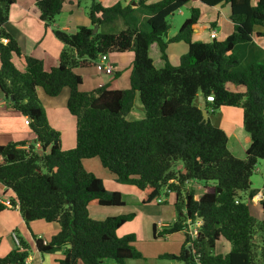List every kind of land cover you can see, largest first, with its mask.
<instances>
[{
	"label": "trees",
	"instance_id": "obj_1",
	"mask_svg": "<svg viewBox=\"0 0 264 264\" xmlns=\"http://www.w3.org/2000/svg\"><path fill=\"white\" fill-rule=\"evenodd\" d=\"M15 1L0 0V96L29 121L35 141L27 148L14 142L0 145V184L14 194L11 202L18 205L26 224L57 225L58 232L48 242L35 240V249L41 254L63 250L58 264H103L106 259L115 264L147 263L134 245V235L117 236L134 214L102 220L89 214L92 201L100 208L124 207L120 192L106 190L100 178L84 169V160L98 158L115 182L141 192L142 205L174 194L175 219L159 232L153 225V238L182 232L185 241L179 253L157 259L182 264H264V223L252 216L243 198L258 193L250 190V179L256 163L264 161V0H196L204 9L229 7L232 32L209 42L192 39L201 14L191 6L192 0L152 4L139 0L137 8L104 7L90 0L89 26H80L72 34L52 30L63 49L58 65L49 70L42 60L23 54L6 28ZM67 1L33 0L40 22L51 28ZM183 8H188L189 16L169 36L168 19ZM137 12L145 16L142 21ZM119 19L125 28L103 30ZM215 26L216 22L210 23L208 29ZM180 42L187 52L173 66L167 49ZM154 43L163 62L159 69L149 56ZM126 52H133L127 88L79 89L78 69L94 64L101 55ZM14 60L22 61L24 69L17 68ZM64 88L69 90L66 109L75 119V147L70 150L61 149L60 134L48 125L37 96L38 89L56 97ZM200 95L213 97L214 111L242 110V128L251 140L245 158L234 157L225 132L203 119L196 103ZM136 102L143 116L129 120ZM193 184L203 188L197 200ZM261 206L264 210V198ZM4 209L0 204V212ZM197 220L201 224L192 239L187 228ZM221 241L231 245L225 255L214 253ZM20 244L24 252L15 249L0 257V264H25L29 252Z\"/></svg>",
	"mask_w": 264,
	"mask_h": 264
},
{
	"label": "crops",
	"instance_id": "obj_2",
	"mask_svg": "<svg viewBox=\"0 0 264 264\" xmlns=\"http://www.w3.org/2000/svg\"><path fill=\"white\" fill-rule=\"evenodd\" d=\"M103 1L105 2L109 1L108 3L111 6L115 4H120L123 7L130 5L132 8H137L138 7L137 2L139 0H102L99 2L103 5ZM157 1L159 0H147V3L152 4ZM80 2L81 0H68L67 2H65L63 4L61 13L55 18V21L51 26V28H46L39 20V11L36 8L33 0H16L15 4L10 8L9 16H8L9 18L6 28L15 37L17 44L23 54L42 60L45 70H49L50 68L58 65V58L63 49V44L55 38V36L52 33V30L59 29L72 34L75 33L78 27L90 25V21L85 10V8L87 9L88 7L89 1H83L84 4H87L85 8L82 7ZM196 4H197L196 0L191 1V6H196ZM225 8L221 11V13L218 14V18L216 21L199 23L197 25L199 29L195 30L192 39L194 41L209 42L211 41L209 38V32L211 30H215L217 32V40H223L225 37H227L232 32V26L228 19L229 12L227 13L226 11H224L227 10ZM179 13L181 14L182 12L179 11ZM144 17L145 16L141 14V18ZM214 22H216L215 28L209 30L208 28L210 27V23H214ZM222 22H228L229 25L228 27H226L228 31L226 32V34L223 35L222 39H219V36L222 34L221 31ZM119 27H121V25H119ZM180 44H182V42L170 44L168 46L167 55L170 63L172 62V58L173 60L178 62L179 57L185 53L187 48L185 47L186 45L185 44L180 45ZM257 44L261 46L263 43L262 41H257ZM152 51L154 54H157L159 56V60H160L159 65L163 67V62L160 59V53L156 43L152 44L149 47V56L152 59L153 64L155 66V60L151 56ZM108 57H109V61L112 63L115 69L113 75H105L100 73L95 63L91 64L86 68L78 69L76 71L77 74H79L82 78V84L79 87L81 91H90L92 89H95L97 87H102L104 85H106L108 89L111 90H120L128 87L129 75L131 72L132 61H133V52H126L122 54H111L108 55ZM14 63L17 66V68H19L20 70L24 69L22 61L14 60ZM155 68L157 67L155 66ZM231 88L232 90L236 89L233 86H231ZM68 91H69L68 89H64L62 93L63 100L62 99L58 100L55 97H50V98L45 97L46 95L45 96L42 95L43 93H41L40 89L37 90V96L44 107L45 114H47L48 117L49 115H51L52 118L53 115L55 116L54 120L51 121L50 125L52 126V129L58 131L60 134L62 150H70L75 147V119L69 114L68 111L65 112V110L63 109V106L66 101L65 99L69 93ZM196 103L199 106L198 100L196 101ZM61 105L62 107L60 108ZM231 108L232 107H221L220 109L214 111L211 107V102H207L206 111H207L208 120L211 123L212 119L211 117H209V115L218 112V114L220 113L222 114V118L221 120H219V123H228L233 128L234 125L235 126L242 125L241 111H236L235 109H231ZM48 111H50V114ZM142 116L143 113L139 109V105L136 102L135 108L128 116V119L129 120L139 119ZM25 121L26 118L21 114L17 113L12 108V106L7 101L3 100L2 97L0 96V145H5L10 142L24 144L23 148H27L28 146L33 145L35 141V135L29 129L28 125L25 124ZM212 125L216 127H220L215 124ZM222 130L225 132L223 128ZM229 137L230 136H227L228 138L227 148L230 151V153L236 158H240V159L245 158V152L251 143L250 137L246 133L243 136L242 139L243 144L246 145V147L244 146L242 148L241 153L243 156H236L231 152L230 146L228 147ZM36 147L38 148L37 145ZM233 149L235 150L237 148L233 147ZM82 164L86 171L89 172L97 171L101 175L100 177H105V180L107 179V181H109L111 188H107L105 184V180H102L106 189L110 191H118L122 194L124 207L126 206L124 197H128L130 195L133 196L135 199L137 198L139 203H141L142 195L139 190L136 189L137 191H132L131 189H124L125 192H122L121 190L116 188L115 187L116 182L114 181V179L111 178V176L109 177L107 173H105L104 171L105 168L102 169L103 167L101 168L98 161H96L94 158L93 160L90 159L84 160ZM193 188L195 189L194 197L197 200L201 196L203 188L202 185L200 184H193ZM258 193H261V195H263L264 197L263 192H258ZM0 197L9 198L10 200H13L14 194L11 191L6 190L5 187L0 184ZM169 197L173 198L172 202L174 203L175 200L174 194L172 193L169 194V196L165 197V199ZM160 199L162 200L161 203H163L164 202L163 198L160 197ZM248 200L249 202H247V205L249 207L252 216L264 223V210L262 209L261 201L255 199L252 200V198L250 199L248 198ZM90 208H93L94 213L93 215H90L93 219L102 220L107 216L116 215V214L106 215L105 213L107 212H104V214H102L103 213L102 210H110V209L100 208L97 205L96 201H92L90 203L89 209ZM174 219L172 220V222L174 221ZM162 224L164 225V227L169 225L168 223H162ZM151 225L153 229V225H155V222H152ZM58 230L59 229L57 225L53 223H47L44 221H35L26 224L23 221L18 208H13V209L5 208L2 212H0V257H4L15 250V246L13 245L12 239L10 237V233L12 231H15L20 240V243H23L28 248V252H29L28 257L30 260L28 264H58V261H60L63 258V250H59L54 254H41L35 249L34 254H32V252H30L29 244H28V242H30L32 245L35 246V240L37 239H40L44 243H46L50 240L52 236H54L58 232ZM123 235L124 234L121 233L120 236L122 237ZM152 237H153V233H152ZM173 239L178 240L179 242L178 252L167 253V254H177L180 252L181 247L185 241V235L182 232H178L164 238L163 240L165 242H168L169 240H173ZM153 240H154L153 242L156 241L155 239ZM134 245L136 249L146 259L165 262L160 264H182L180 262L157 259L158 256L166 253L163 254L157 253L155 255L146 254L143 249L138 247V243L136 242V239ZM230 250H231V245L228 242L221 241L217 244L214 253L225 255L229 253ZM35 261H37V263Z\"/></svg>",
	"mask_w": 264,
	"mask_h": 264
},
{
	"label": "rangeland",
	"instance_id": "obj_3",
	"mask_svg": "<svg viewBox=\"0 0 264 264\" xmlns=\"http://www.w3.org/2000/svg\"><path fill=\"white\" fill-rule=\"evenodd\" d=\"M83 1H89L90 2V0H81L80 3L82 5V7L85 8V6L87 4H84ZM98 1H102V0H98ZM108 2L109 1H106V2L103 1V6L104 7L111 6V5H109ZM88 6H89V4H88ZM195 7H198L200 9V12H201L200 18H199V23L216 21L218 18V14L221 13V11L225 7H226L225 9H227V10H224V11H226L227 13L229 12L228 6L212 8V9H203V8H200V6H198V4H196ZM85 10L87 13L86 8H85ZM180 12H182V13L180 14L179 12H177L173 16L169 17V19H168V22L170 23V26H171L169 36H174L177 33L180 26L182 25V23L184 22V20L189 16V10L187 8L181 9ZM136 16L138 17V19L140 21H142L140 12H137ZM119 25H121V27H119ZM228 25H229L228 22H222V26H221L222 34L219 36V39H222L223 35L226 34V32L228 31L226 28V27H228ZM123 28H125L124 24H123L122 20L119 19L115 23H113L112 25L104 28L103 30L108 31V32L113 30L112 32H116L117 30H120ZM180 45H184V44L182 43ZM186 52H187V48H186L185 53ZM151 56L155 60V66L157 67V69L162 68V66L159 65L160 64L159 63L160 62L159 56L157 54H154L153 51L151 52ZM177 63L178 62L173 60V58H172L171 64L173 66H176ZM64 89H67V88H64ZM63 90L55 98H57L58 100H61V99L63 100V96H62ZM41 93H43L42 95H44V96L46 95L43 92V90H41ZM68 96H69V93H68ZM68 96L66 97V99H65L66 101H65V104L63 106V109L65 110V112L67 111L66 102H67ZM45 97L50 98L47 95ZM61 107H62V105L60 106V108ZM231 109H235L236 111H241V113H242V110L240 108H231ZM48 112L50 114V111H48ZM54 117H55L54 115H53V118L51 115H49V117H48L46 114L47 123L51 128H52V126L50 124H51V121L54 120ZM209 117H211V119H212L211 124H215L217 126H220L218 128H220V129L223 128L225 130L227 136H230L228 147L230 146L231 152L233 154H235L236 156H243L241 153L242 148L244 146L246 147V145L243 144V140H242L243 136L245 134L244 130L242 129V125H240V126L234 125V128H233L228 123H219V120H221V118H222V114L221 113L218 114V112H216L215 114H210ZM215 120L217 123L215 122ZM226 129H229V130H226ZM233 147H236L237 149L234 150ZM94 159L96 161H98L100 167L102 168L99 159L98 158H94ZM90 160H93V159H90ZM102 169H104V168H102ZM104 171H105V173H107V175L109 177L111 176V178L115 179V177L108 170L104 169ZM87 172H89V171H87ZM90 173L93 174L94 176H96L97 178H100L101 180H105V177H100L101 175L97 171H91ZM102 178H104V179H102ZM250 180H251V187H250L251 191L264 193V161L263 160H259L256 163L254 172H253ZM105 184H106L107 188H111V185L109 184V181H107V179L105 180ZM115 184H116V186L114 184L113 185L116 188H118L119 190H121L122 192H125L124 189H131L132 191H137L135 187L129 186L127 184L118 183V182H116ZM106 190H108V189H106ZM108 191H110V190H108ZM257 194H256V196L254 195L255 198H254V196L252 197V200L255 199V200L259 201ZM125 195H127V194H125ZM162 198H163L164 202L161 204H158V202L155 201L149 205H142L141 203H139L137 198L135 199L133 196L130 195L128 197H124V200L126 202L125 207H122V208H117V207L105 208V209H110V210H102V212H103L102 214H104V212H107V213H105L106 215H113V214L122 215V214H130V213L134 214V217L132 218V220L127 222L123 227H121L117 231V236L121 237L120 236L121 233L124 235H128V234L134 235L136 242L138 243V247L143 249L144 252L148 255L149 254L155 255L157 253L158 254L176 253V252H178V246H179L178 240L173 239V240H169L168 242H165L163 239H155L156 241L153 242L154 238L152 237V225H151V223L155 222V225L159 224V223H161V224L162 223H168L169 224L175 218V210H174V206H173V202H172L173 198L169 197V198L165 199V196H162ZM243 198L246 200V202H249L247 194H244ZM89 213H90V215H93V213H94L93 208L89 209ZM28 244H29L30 252H32V254H34L35 246L32 245L30 242H28ZM146 260H147L146 264L165 263L164 261H157V260H152V259H146ZM35 262L37 263V261H35ZM126 263L127 264H137V262L135 260H128V261H126ZM103 264H115V262L111 259H106V260H104Z\"/></svg>",
	"mask_w": 264,
	"mask_h": 264
},
{
	"label": "built area",
	"instance_id": "obj_4",
	"mask_svg": "<svg viewBox=\"0 0 264 264\" xmlns=\"http://www.w3.org/2000/svg\"><path fill=\"white\" fill-rule=\"evenodd\" d=\"M209 37L210 39H216L217 38V32L215 30H211L209 32ZM3 43H6V40H2ZM95 65L97 66L98 70L100 73L105 74V75H113L115 69L114 66L112 65V63L109 61V57L107 54L101 55L99 56V58L97 59V61L95 62ZM213 97L212 96H208L206 97V102H213ZM28 120L26 119L25 124L28 125ZM0 161H1V157H0ZM258 199L259 201H262L264 198L263 195H261V193H258ZM158 203H161L162 200L159 198L157 200ZM0 204L4 207V208H8V209H13V208H18L17 204H12L11 200L9 198H2L0 197ZM201 222L199 220L195 221V223L193 225H189V227L187 228V233L190 235V237L193 239L196 235H197V231H198V227L200 226ZM157 230L158 232L161 231L164 227L163 224L159 223L157 224ZM10 237L12 239L13 245L15 246V249L19 252H24V249L21 248V244H20V240L16 234L15 231H12L10 233ZM29 258H27L25 260V264L29 263Z\"/></svg>",
	"mask_w": 264,
	"mask_h": 264
},
{
	"label": "water",
	"instance_id": "obj_5",
	"mask_svg": "<svg viewBox=\"0 0 264 264\" xmlns=\"http://www.w3.org/2000/svg\"><path fill=\"white\" fill-rule=\"evenodd\" d=\"M198 103H199V108H200L201 113H202V117L205 121H207L208 116H207V112H206V108H207L206 99L202 95H200V96H198ZM42 153H43V151L40 150L39 154H42Z\"/></svg>",
	"mask_w": 264,
	"mask_h": 264
}]
</instances>
